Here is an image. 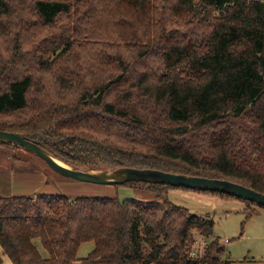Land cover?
I'll return each mask as SVG.
<instances>
[{"label":"trees","instance_id":"obj_1","mask_svg":"<svg viewBox=\"0 0 264 264\" xmlns=\"http://www.w3.org/2000/svg\"><path fill=\"white\" fill-rule=\"evenodd\" d=\"M0 131L77 170L264 195V0H0ZM121 186L160 201L0 196V264H232L213 221L166 198L177 188Z\"/></svg>","mask_w":264,"mask_h":264},{"label":"rangeland","instance_id":"obj_2","mask_svg":"<svg viewBox=\"0 0 264 264\" xmlns=\"http://www.w3.org/2000/svg\"><path fill=\"white\" fill-rule=\"evenodd\" d=\"M43 175L47 177L48 183H41L40 176ZM3 176L11 180L9 190H12L14 196L35 197L41 195L37 194V191L42 188V193L66 195L72 199L97 196L118 198L121 201L126 199L160 201L153 191L146 188L89 184L61 176L42 159L22 149H0V186L8 182ZM32 186L37 188L36 191L31 190ZM48 187L50 189H47ZM2 193L0 192L1 196ZM166 198L177 207L213 221L210 239L220 240L225 249L223 259L231 261L232 264H264L263 207L248 205L239 199H224L215 194L182 188L169 190ZM35 245L45 256L39 240ZM94 247L95 244L92 242L84 243L79 249L78 258L80 260L86 258ZM2 258L4 264H12L8 256L2 255Z\"/></svg>","mask_w":264,"mask_h":264},{"label":"water","instance_id":"obj_3","mask_svg":"<svg viewBox=\"0 0 264 264\" xmlns=\"http://www.w3.org/2000/svg\"><path fill=\"white\" fill-rule=\"evenodd\" d=\"M0 143L13 145L31 153L42 159L57 174L83 183L110 186H121L130 182L166 185L174 188L226 194L264 208L263 194L227 180L136 168L87 172L66 165L42 149L36 142L29 140L21 134L0 131Z\"/></svg>","mask_w":264,"mask_h":264},{"label":"crops","instance_id":"obj_4","mask_svg":"<svg viewBox=\"0 0 264 264\" xmlns=\"http://www.w3.org/2000/svg\"><path fill=\"white\" fill-rule=\"evenodd\" d=\"M41 178V183H48V179H47V177L46 176H40ZM3 179L4 180H6V181H8L7 183H4L2 186H0V192H3L2 194V196H14V195H12L13 193H12V190H9V188L11 187V183H9V182H11V180H9L8 179V177L6 178V176H3ZM29 180V179H28ZM31 180V179H30ZM40 188V187H39ZM36 187H33L32 186V191L34 192V191H36ZM47 189H50V187H48ZM42 191H43V189L42 188H40L38 191H37V194H43V195H48V194H46V193H42ZM31 191H29V193H30ZM36 194V193H35ZM50 195H52V194H50ZM1 196V195H0ZM19 196H25V195H19ZM30 196V195H29Z\"/></svg>","mask_w":264,"mask_h":264},{"label":"built area","instance_id":"obj_5","mask_svg":"<svg viewBox=\"0 0 264 264\" xmlns=\"http://www.w3.org/2000/svg\"><path fill=\"white\" fill-rule=\"evenodd\" d=\"M206 245H207V241L204 240L203 238H201V239L197 240L195 247L198 249L199 248L202 249V247H205Z\"/></svg>","mask_w":264,"mask_h":264}]
</instances>
